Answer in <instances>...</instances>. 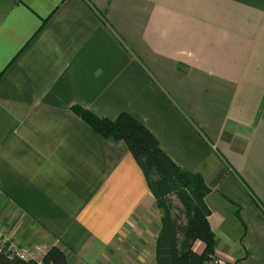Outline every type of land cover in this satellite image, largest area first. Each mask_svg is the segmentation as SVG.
Here are the masks:
<instances>
[{
  "label": "crops",
  "instance_id": "1",
  "mask_svg": "<svg viewBox=\"0 0 264 264\" xmlns=\"http://www.w3.org/2000/svg\"><path fill=\"white\" fill-rule=\"evenodd\" d=\"M74 107L143 123L211 190L217 259L264 264V0H0V226L37 262L156 264L143 172Z\"/></svg>",
  "mask_w": 264,
  "mask_h": 264
},
{
  "label": "trees",
  "instance_id": "2",
  "mask_svg": "<svg viewBox=\"0 0 264 264\" xmlns=\"http://www.w3.org/2000/svg\"><path fill=\"white\" fill-rule=\"evenodd\" d=\"M97 134L122 141L143 172L161 211V230L156 241V264H212L217 241L206 197L211 190L203 177L176 165L161 149L156 137L127 112L116 119L100 118L82 108L73 109ZM175 196L180 207L171 201ZM205 245L203 253L193 250L195 242ZM0 264H68L65 252L51 247L41 262L24 260L0 250Z\"/></svg>",
  "mask_w": 264,
  "mask_h": 264
},
{
  "label": "built area",
  "instance_id": "3",
  "mask_svg": "<svg viewBox=\"0 0 264 264\" xmlns=\"http://www.w3.org/2000/svg\"><path fill=\"white\" fill-rule=\"evenodd\" d=\"M0 250L24 260L35 259L34 256L27 254V252L20 247L19 242L10 237L2 226H0ZM212 264H223V262L216 259Z\"/></svg>",
  "mask_w": 264,
  "mask_h": 264
},
{
  "label": "rangeland",
  "instance_id": "4",
  "mask_svg": "<svg viewBox=\"0 0 264 264\" xmlns=\"http://www.w3.org/2000/svg\"><path fill=\"white\" fill-rule=\"evenodd\" d=\"M171 201L173 202V204L176 207H180L181 206L180 203H179V201H178V199L175 196L171 197Z\"/></svg>",
  "mask_w": 264,
  "mask_h": 264
}]
</instances>
